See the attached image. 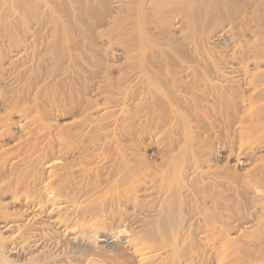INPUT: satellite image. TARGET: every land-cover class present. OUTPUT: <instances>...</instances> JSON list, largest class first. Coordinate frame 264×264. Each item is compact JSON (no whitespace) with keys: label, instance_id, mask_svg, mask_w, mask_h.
<instances>
[{"label":"bare ground","instance_id":"obj_1","mask_svg":"<svg viewBox=\"0 0 264 264\" xmlns=\"http://www.w3.org/2000/svg\"><path fill=\"white\" fill-rule=\"evenodd\" d=\"M0 264H264V0H0Z\"/></svg>","mask_w":264,"mask_h":264}]
</instances>
